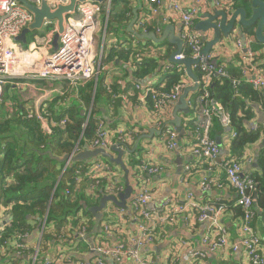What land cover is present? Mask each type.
<instances>
[{"label":"crops","instance_id":"0c3cea01","mask_svg":"<svg viewBox=\"0 0 264 264\" xmlns=\"http://www.w3.org/2000/svg\"><path fill=\"white\" fill-rule=\"evenodd\" d=\"M179 1L186 6L192 5L194 2V0ZM127 2L132 9V16H129L130 20L125 22L127 33L120 32L117 34V31L109 33L106 37V45L110 48L112 44L119 45L121 43L122 46H131L136 49V54H134V58L116 60L115 62L105 64L104 71L102 73L100 72V74L104 76V86L106 85L107 88V85H110V88H107V90L112 97L110 99L107 96L100 98L97 116L99 120L105 121L107 129L106 138L112 148L110 151L116 157L118 153L113 151V146L118 142L121 132H130L134 131V129L141 130V133L134 134L135 137L130 144L129 154H124L123 157L129 169L128 172L117 163H114L116 165L111 170L112 175L119 182L122 179L127 182L128 178L129 183L134 188V192L137 189L149 188L151 201L148 208L154 212L153 219L157 221L154 227L155 238L151 244L139 249V260L127 259L123 263H117L113 258H107L105 259L106 263L151 264L154 262L156 264H173L186 263L184 258L189 257L192 264H253L248 252L242 246L243 239L250 235L242 227L244 223V212L242 207L236 205L238 194L231 186L222 163L224 159L238 158L242 162L245 172H254L256 170L254 164L258 163L259 143L264 138V131L255 144L246 146L238 154L233 150L234 137L231 136V129L224 128L218 123L221 128L217 129L214 126L212 136L220 146V154L215 161L209 162L192 151L193 125L189 122L186 124L185 121H192L196 116L186 119L188 114L181 112L184 134L182 136L179 134L178 148L175 150L168 149L162 137L161 130L153 123L155 121V115L152 110V105L150 101L141 99V91L136 89V83L152 86L163 83L167 75L166 65L171 62V54L177 47L168 40L156 43L152 40L138 39L135 35L133 38V34L131 35L127 31V27L134 18L133 9L138 5V1L121 0L119 5H122L120 6L122 10L126 8ZM142 4L143 7L139 10L142 19L135 24L137 31H148L144 26H150L151 31H156L157 33L158 27L164 29L166 25L173 24L175 26V34L179 36L181 28L180 20L175 11L169 8L166 0L162 1L159 13L156 15L153 14L152 6L148 0H142ZM228 7H232V2ZM214 9L211 5L204 7L202 14L205 12H213ZM202 14L195 20V24L203 19ZM164 16H169V20L163 26L161 19ZM118 24L119 22H116L114 25ZM163 29L160 35L157 33L159 36L162 35ZM212 36L213 32H209V39ZM248 37L254 39V48L256 50L264 51V47H256L257 44L259 45L256 36L243 32V30L235 32L230 39L223 37L221 42L211 50L218 64L224 65L230 74L236 76L241 82L245 81L247 83L257 72L264 76V52L252 59L248 57L249 55L246 51L239 50L237 46V39H246ZM138 54L140 57H137ZM136 60H139L138 64L146 60L144 64H141L144 67V71L142 67V69L139 67L141 65L136 64ZM244 70L247 75L243 74ZM184 80L188 86L193 82L192 78L188 75ZM66 84L67 82L65 81L23 78L9 84L11 87L8 92L9 101L7 102L3 96L1 102L4 104L5 109L9 110L15 105L20 104L27 114L41 109L47 103L50 105L49 108L57 111L70 107L72 102H77L73 96L74 91L70 88L67 90L68 85ZM111 85L116 96L110 92ZM61 86H64L65 91L67 90L66 94L62 95L61 92L63 90ZM114 86L116 89H114ZM93 104L94 102H92L90 111L92 110ZM174 107L171 109L172 117ZM261 115L258 116V120L262 118ZM151 129L160 131V133H154L150 139H142L137 153H131L130 149L134 146L137 138L141 134L143 135V133H150ZM133 154L140 160V163L134 166L129 164ZM250 159H252V163H249ZM143 164L159 165L163 167V170L157 174L143 173L141 169ZM205 178L211 179L212 181L210 189L206 191L202 188V182ZM189 194H192L190 200L188 198ZM190 201H196L202 205L224 202L229 206L219 217V223L227 231L225 235L226 241L220 244L216 250L208 251L202 243V238L206 235L216 238L218 233L213 230L214 228L210 221L199 222L196 220L194 209L188 205ZM127 204L128 209H125L126 212L123 214L116 204L109 202L103 210V217L100 221L99 228L92 235L93 242L102 237L101 239L109 244L122 239H126L128 243L133 236L138 234L139 219L131 211L129 201ZM182 206H186V210L181 211ZM253 208L256 214L251 220L250 225L253 233L261 236L263 239L261 251L264 254V223L262 220V212L256 204L253 205ZM159 217H166V220L160 221L158 220ZM93 220V224H95V216ZM37 222L38 219H31L29 221L30 225H28L23 234L25 235L27 233V237H23L21 242L27 244L32 252H26L18 256V264L32 263L37 248L40 247L41 249V240L46 228L53 232L55 239H53L45 250H40L39 256L42 259L45 257H54V259L59 261V264H68L67 261L71 258L75 261H82L84 264H94L97 253L92 251L91 241L89 240L90 236H88L92 232L94 225L89 232H86V235L83 237L84 239H80L78 235L71 234L74 231L72 221H69L60 229L57 228L56 221H52L49 224H46L47 221H44L41 226ZM107 223L115 227L113 231L105 235L103 228ZM11 238H14V235ZM15 242L17 243L18 239L14 240L13 244ZM5 252L3 249L0 250V261L2 257L6 256ZM199 253H205V255ZM1 264L5 263L1 262Z\"/></svg>","mask_w":264,"mask_h":264},{"label":"built area","instance_id":"2783aa9c","mask_svg":"<svg viewBox=\"0 0 264 264\" xmlns=\"http://www.w3.org/2000/svg\"><path fill=\"white\" fill-rule=\"evenodd\" d=\"M27 1L40 8L43 4H47L51 11H56L60 6L71 3V0ZM106 1L112 4V0ZM148 1L152 6L153 14H158L163 0ZM166 2L169 8L175 11L181 23L179 36L183 41V48L181 53L175 56V59L182 60L186 57L198 59V63L192 67L194 69L195 67H199L201 72V78L198 80V89H201L202 92L194 98L191 96L192 93H190L187 98L190 109L194 107L196 112V117L192 121H188L193 125L192 151L209 162L215 161L220 154V146L212 136L215 122H218L224 128L231 129L232 137L235 138L237 133L232 129L233 119L230 111L214 97L210 87L215 76H230V74L224 65L218 64L215 61V57L211 52L206 55L202 53L205 41L203 40L202 33L196 30L195 20L201 16L204 7L210 5L215 9L232 10V7H228L231 5V1L194 0L190 6L183 5L179 0H166ZM101 3L103 2L96 0H77L75 10L64 14V26L63 31L59 35V46L56 50H53V40L55 34L59 31L57 20L45 17L41 28L46 27L47 34L43 37L35 35L32 41H29L28 38V44H24L18 40V37L24 29L29 28L35 21V13L20 0H0V103L4 96L5 86L23 78L65 81L67 82L66 85H68L67 90L70 88L74 91L73 96H78V88L81 84L90 80H96L102 69L101 65L104 55V53L101 54V47L104 42L106 14L103 16L104 12ZM168 20L169 16L162 17V25L166 24ZM162 29L161 27L157 28L159 35ZM254 45V39L251 37L237 39L239 50L246 51L249 55L247 56L252 59L264 52L263 50H256ZM137 57H140V55L138 54ZM165 69L167 72L174 69L178 70L183 74V79L170 90L157 88L152 85H143L141 83L136 84V89L141 91L142 100L150 101L155 115V121L153 123L161 130L162 137L168 149L175 150L179 146V133L171 124V119L173 118L171 109L177 104L183 90L188 86L184 80L188 74L184 65L174 62L167 63ZM243 74L247 75L245 70ZM232 81L235 87L241 83V80L237 78ZM249 83L252 84L254 90L262 97V100L257 102V107L255 108L256 117L248 124L249 130H257L260 128L258 116L262 114L261 116L264 121V111L260 112L262 101H264V76L257 72L252 79H249ZM193 84L194 82L191 85ZM107 86V88H110V85ZM61 89L63 90L61 93L66 94L67 90L65 91L64 86H61ZM90 114H88L89 118ZM27 116L39 119L42 123L43 130L51 134L52 128L48 118L43 114V108L35 112H29ZM66 122L67 119H64L62 124H66ZM135 133L139 134L141 130L134 129V131L130 132H121L115 146L124 149L125 154H129L130 144L135 137ZM106 136L107 129L105 121L100 120L97 122L96 137L89 150L104 148L110 151L112 148ZM79 151L83 150L79 149L78 143L72 153L76 154ZM94 159L93 166L86 172V175L94 174L95 177V181L89 185L88 191L92 195L97 196L102 179L109 180L105 195L119 197L125 191L126 186L120 184L112 175V170L108 163L100 160V158ZM249 163H252V159L249 160ZM222 166L231 186L238 194L236 205L242 207L244 212V223L242 227L250 233L249 236L243 239L242 246L248 252L253 264H264V254L261 251L263 239L261 236L253 233L250 225L251 220L256 214L253 205L255 204V194L257 193L259 184L253 176V172L244 171V166L238 158L224 159ZM141 169L143 173L157 174L163 170V167L143 164ZM76 174V187H79L81 175L83 174L80 169ZM211 184V179L205 178L202 182L203 190L210 189ZM66 193L69 194L70 189H67ZM188 198L190 200L192 194H189ZM150 201L151 192L149 188H141L133 193L131 211L139 219L138 234L133 236L128 243L126 239H122L109 244L102 240V237L98 238L94 242V248L97 253L94 264H107L105 260L107 258H113L117 263H123L127 259L139 260V249L151 244L155 238L154 227L156 226L157 220L153 219L154 212L148 208ZM188 205L194 209L197 221H210L214 228L213 230L218 233L216 238L210 235L202 238V243L207 250H216L220 244L225 243L227 231L219 223V217L229 206L224 202L202 205L196 201H190ZM10 209L11 205L4 207L0 212V237L7 232L8 225H11ZM125 209H128V207H122L121 209L123 214L126 212ZM183 210H186V206L181 207V211ZM158 220H166V217H159ZM44 221L46 222L47 220L44 219ZM114 227L112 224H105L103 228L104 234L107 235L113 231ZM86 232V227H82L78 232V236L84 237ZM23 237L26 238L27 233L25 235L18 233L14 235V238L10 237L4 240L6 248L16 257L30 250L27 244L21 242ZM16 239H18V242L13 244V241ZM40 250V247H38L31 264H59V261L54 259V257H45L42 259L39 256ZM199 254L205 255V253ZM184 261L186 263L173 264H192L189 257H185ZM67 263L84 264L82 261H75L71 258L68 259ZM151 264L156 263L153 262Z\"/></svg>","mask_w":264,"mask_h":264},{"label":"trees","instance_id":"16d2710c","mask_svg":"<svg viewBox=\"0 0 264 264\" xmlns=\"http://www.w3.org/2000/svg\"><path fill=\"white\" fill-rule=\"evenodd\" d=\"M230 1L232 8L250 7V0ZM120 2L121 0H112L107 36L116 31L117 34L127 33L125 22L130 20L132 9L127 2L126 8L122 10ZM101 5L106 14V3H101ZM121 21L124 22L121 23ZM116 22L119 24L114 25ZM144 28L151 31L150 26H144ZM243 32L255 35V27L244 28ZM132 37L135 36L132 35ZM106 43L101 73L104 71L105 64L134 58L136 54V49L131 46L125 47L119 43V45L112 44L108 48ZM258 43L256 47H264L263 43ZM144 61L141 64H144ZM136 64L141 65L137 60ZM139 67L141 68L142 65ZM142 68L144 71V67ZM193 70L200 79L199 67ZM182 76L183 74L176 69L168 71L164 82L156 87L170 90L183 79ZM235 78L236 76L232 74L230 76L217 75L211 83L210 90L231 113L232 129L237 133L233 139V150L239 154L246 146L255 144L260 139L264 131V122H262L263 118H260V128L249 130L248 123L256 117L255 108L262 97L249 82L242 81L235 87L232 81ZM103 80L104 76L100 74L96 88L95 80L81 84L78 88V96H74L77 102H72L70 107L54 111L49 108L48 103L43 105V114L48 118L52 128L51 134L43 130L39 119L28 117L20 104L9 110L5 109L2 102L0 103V212L4 207L11 205L9 210L11 225H8L7 232L0 237V250L6 251V256L2 257L0 264L1 262L19 263V258L10 253L4 245V240L18 233L23 235L31 219H38L37 223L41 226L47 215L46 224L56 221L58 229L72 221L74 231L71 234L75 236L82 227H86L87 232L92 229L94 215L90 208L99 205L101 198L106 194L105 190L109 180L102 179L98 194L94 196L88 188L95 181V177L94 174L86 175V172L93 166L95 159L70 162L67 165V160L64 158L75 150L78 143L80 150L90 149L96 137L97 122L100 121L97 116L100 98L102 96H107L109 99L112 97L106 85L104 86ZM114 89H116L115 86ZM110 92L116 96L112 85ZM201 92L202 90L198 89L191 96L194 97ZM94 96V104L90 111ZM84 109L85 114H82ZM261 111H264V101H262ZM89 113L91 114L87 122ZM64 119H67L66 124H62ZM215 127L221 128L218 122H215ZM97 158L108 163L110 168L116 165L105 157ZM257 162L258 166L252 173L259 184L255 194V204L262 212L264 223V147L259 150ZM139 163V158L133 154L129 164L134 166ZM65 168V173L61 177ZM79 169L83 175H81L79 187H76V172ZM135 176L137 177L136 173ZM119 183L126 185L124 179ZM67 189H70L69 194L66 193ZM53 239H55L53 232L46 228L41 240V249L45 250ZM80 239L84 238L80 237Z\"/></svg>","mask_w":264,"mask_h":264},{"label":"water","instance_id":"95a60500","mask_svg":"<svg viewBox=\"0 0 264 264\" xmlns=\"http://www.w3.org/2000/svg\"><path fill=\"white\" fill-rule=\"evenodd\" d=\"M20 1L35 13V21L31 24L29 28L24 29L22 34L18 37V40L22 41L24 44H28V34H30L34 30L40 29L43 24V19L45 17H48L50 19L57 20L58 22L59 31L55 34L53 40V45H54L53 50H56L59 46V35L63 31L64 14L73 12L75 10L77 0H71V3L69 5L60 6L56 11H51L50 7L47 4H43V6L40 8L33 5L27 0H20ZM96 1L106 3V0H96ZM137 1H138V5L133 9L134 18L130 21L127 27V31L141 40L147 39V40H152L156 43H161L164 42L165 40H168L174 45H176L177 49L171 54L170 61L176 64L184 65L187 70L188 76L191 77L192 81L194 82L193 85H189L183 90L177 104L173 109V118L171 119V124L175 126V129L182 136L184 134V126H183V119L180 113L185 112L187 114H190L191 109L189 107L187 98L189 97L190 93L196 92L199 88L198 85L199 78L195 74L192 67L194 64L198 63V59H192L190 57H186L182 60L175 59V56L180 54L182 51L183 41L178 35L175 34V26L173 24L166 25L163 29V33L161 36H159L155 31H141V32L137 31L135 29V24L136 22L140 21V19H142L141 15L139 14V10L142 9L143 7L142 0H137ZM110 13H111V3H108L106 22L104 25V42L101 47V54L104 53ZM202 18L203 19H201L196 23L195 27L196 30L202 33L203 40L205 41V46L202 50V53L205 55L209 54L212 48L221 42L223 37L230 39L232 35L235 34V32L242 31L244 28L255 27L256 39L259 42L264 43V0H250L249 8H247L246 6H239L232 10L214 9L213 12H205L204 14H202ZM209 32H213V36L211 39H209ZM98 80H99V74L95 80V88L97 87ZM94 98L95 96L93 97L92 102H94ZM82 114H85V111H82ZM87 121H89V115ZM157 132L160 133V131L151 129L150 133L143 134L140 137H138L134 146L132 147V149H130V152L137 153V149L140 145L141 140L144 138L150 139L153 137V134ZM259 147L260 148L264 147V138L259 143ZM113 151L118 153L117 157L114 156L111 151H107L104 148H97L94 150L79 151L76 154L72 153L70 155H67L64 159L67 160V165H68L70 162L89 160L101 156L107 158L112 163L119 164L123 169H125L128 172L129 169L123 159L125 150L118 146H114ZM257 166L258 164L255 163L254 167ZM65 170L66 168L63 170L61 177L65 173ZM126 183L127 184L125 191L122 192L119 195V197L105 195L101 198L99 205L90 208V211L93 213V215L96 218L93 230L88 234V236H90L89 240L91 241L93 252L96 251L94 248L95 244L93 242L92 235L95 234L97 229L99 228L100 221L103 217V210L105 209V207L109 204V202H113L117 206L124 208H127L128 206L127 202L133 194V186L131 183H129L128 178ZM48 212H49V208H48ZM45 220H47V215H45Z\"/></svg>","mask_w":264,"mask_h":264},{"label":"rangeland","instance_id":"374dc122","mask_svg":"<svg viewBox=\"0 0 264 264\" xmlns=\"http://www.w3.org/2000/svg\"><path fill=\"white\" fill-rule=\"evenodd\" d=\"M107 5H108V3L106 4V7H107ZM103 16H105V13H104ZM46 34H47V28H46V27H43V28H41V29L35 30V31H33L32 33H30L29 36H28V38H29V41H32L35 35H39V36L43 37V36H45ZM228 72H229V71H228ZM14 82H15V81H14ZM10 84H11V83H10ZM136 84H137V83H136ZM10 88H11V87H10L9 84L5 86L4 98H5V100H6L7 102L9 101V99H8V92H9ZM195 116H196V113H195L194 107H192V108H191V113L188 114V115L186 116V119H187L188 117H195ZM187 122H188V121H185L186 124H187ZM137 190H138V189H137ZM137 190H136V191H137ZM133 193H135V192H134V188H133ZM131 200H132V197L129 198V200H128V201L130 202V207H131ZM118 208H119L120 211H121L122 208H120V207H118ZM27 252H32V251H31V250H28Z\"/></svg>","mask_w":264,"mask_h":264},{"label":"clouds","instance_id":"9594fccd","mask_svg":"<svg viewBox=\"0 0 264 264\" xmlns=\"http://www.w3.org/2000/svg\"><path fill=\"white\" fill-rule=\"evenodd\" d=\"M194 93V92H193Z\"/></svg>","mask_w":264,"mask_h":264}]
</instances>
